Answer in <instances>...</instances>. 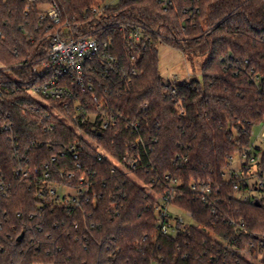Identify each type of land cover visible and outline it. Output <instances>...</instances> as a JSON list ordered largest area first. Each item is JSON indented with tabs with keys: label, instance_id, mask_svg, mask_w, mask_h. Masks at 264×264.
I'll list each match as a JSON object with an SVG mask.
<instances>
[{
	"label": "trees",
	"instance_id": "1",
	"mask_svg": "<svg viewBox=\"0 0 264 264\" xmlns=\"http://www.w3.org/2000/svg\"><path fill=\"white\" fill-rule=\"evenodd\" d=\"M54 1L73 37L111 39L121 69L138 66L140 75L127 85L121 71L106 79L95 72L96 90L86 97L97 124L107 113L123 119L100 134L85 126L101 151L94 149L57 117L47 119L55 111L68 118L74 103L65 109L48 100L46 107L34 92L40 81L33 65L47 56L51 36L39 6L0 0V264H254L240 252L264 249V200L244 201L250 186L225 175L240 153L259 156L264 175V148L248 151L251 133L264 124V0H169V7L165 0H119L102 20L90 12L100 0ZM131 25L152 42L130 47L120 28ZM159 43L202 60V79L165 85ZM125 120L139 121L142 145ZM72 145L79 161L65 153ZM101 152L125 170L99 161ZM77 164L76 180L61 177ZM82 175L89 188L69 210L51 191L86 190ZM199 184L219 189L216 215L193 193ZM170 188L192 223L164 237L155 195Z\"/></svg>",
	"mask_w": 264,
	"mask_h": 264
},
{
	"label": "built area",
	"instance_id": "2",
	"mask_svg": "<svg viewBox=\"0 0 264 264\" xmlns=\"http://www.w3.org/2000/svg\"><path fill=\"white\" fill-rule=\"evenodd\" d=\"M28 9L30 6H39L40 19L47 23V31L50 32L49 51L43 60H39L33 65V73L38 77L40 85L34 89V92L45 99L55 102L64 103L65 109H69L70 103H74L76 113H69V117L60 115L59 113H49L47 119L57 117L64 125L75 131L81 136L85 142L90 144L94 149L100 150L97 145L88 137L85 126L90 125V130L93 133H103L106 130L118 126L120 120L123 119L121 114L107 113V116L101 123L97 124V114L90 112L91 102L87 97L96 90V82L94 78L95 72L101 73L103 78H110L113 74L121 71V75L126 84H130L133 79L140 75L138 66H131L129 68L121 69V65L117 57L112 52L113 41L111 39H100L94 33L87 34L78 38L70 34L71 26L68 22H63L62 12L59 8L58 2L54 0H23ZM119 0H100L98 4L92 7L91 14L98 20L107 17L108 10L116 7L113 4ZM167 7L172 6V2L165 0ZM89 12V13H90ZM128 29V30H127ZM121 31L127 32V43L132 48L146 47L148 43L152 42V36L142 28L131 25L121 26ZM93 102L98 103V98L94 97ZM101 109V105H98ZM101 114V113H98ZM127 128L137 134L135 141L136 145L143 144V138L140 136L139 121L125 120ZM41 124L45 125V131H53L54 125L49 124L42 118ZM5 130H11V127L5 126ZM253 137V145L248 151H255L258 148H264V124L258 130L251 133ZM258 143L260 146H258ZM101 151V150H100ZM65 153H71L74 161H79V156L76 152L75 145L68 147ZM62 154V156L65 155ZM112 161L119 169L125 170V166L116 162L112 157L99 153V161ZM260 157L253 156L248 153H240L230 159L228 171L225 175L227 182L245 181V185H249L248 194L243 197L244 201H248L254 197L264 200V175L258 176L262 173ZM132 169L137 168V164L131 162ZM81 166L77 164L76 172L61 173V177L68 180H76L78 174L81 173ZM28 173L23 174L28 177ZM48 177V175H46ZM87 178L82 175L79 178V183L86 186V190H74L71 188L62 187L53 189L51 194L56 197V201L69 207V210H75L82 204V199L85 197L89 184ZM255 182V183H253ZM171 189V188H170ZM65 190L67 193H62ZM219 189H215L210 184H199L192 186L193 193L197 194L202 202L209 207H212L213 214L216 215V205L220 203L217 198ZM69 191H75V195H71ZM149 193H153L148 190ZM176 192L171 189L166 194L155 195L157 202V225L159 234L161 236H175L178 232V226L187 225L185 219L176 212L184 213L192 220L190 213L177 209L174 206ZM240 233L246 234L245 225L240 224ZM263 243V242H262ZM244 257L250 256L249 260L260 261L264 260V249L252 250L251 248H244L240 252Z\"/></svg>",
	"mask_w": 264,
	"mask_h": 264
},
{
	"label": "rangeland",
	"instance_id": "3",
	"mask_svg": "<svg viewBox=\"0 0 264 264\" xmlns=\"http://www.w3.org/2000/svg\"><path fill=\"white\" fill-rule=\"evenodd\" d=\"M118 2H115L113 5L116 6ZM157 49L159 51V60H160V75L165 85H180L184 82H191L193 80H201V62L202 60H194L193 62L185 56L181 51L171 48L170 46L159 43L157 45ZM38 100L46 107H49V103L38 97ZM258 146L259 143H258ZM255 183V182H253ZM62 193H67L63 190ZM71 195H75V191H69ZM178 215L182 216L187 224H191L192 220L188 218L184 213L177 211ZM244 257L249 260L248 256ZM254 264H262L260 261L252 260Z\"/></svg>",
	"mask_w": 264,
	"mask_h": 264
},
{
	"label": "water",
	"instance_id": "4",
	"mask_svg": "<svg viewBox=\"0 0 264 264\" xmlns=\"http://www.w3.org/2000/svg\"><path fill=\"white\" fill-rule=\"evenodd\" d=\"M22 238V236L20 237V239Z\"/></svg>",
	"mask_w": 264,
	"mask_h": 264
}]
</instances>
